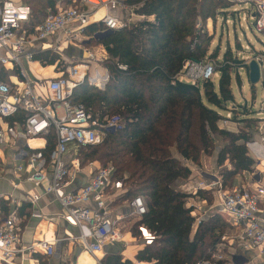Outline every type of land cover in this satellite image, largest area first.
Masks as SVG:
<instances>
[{
  "label": "trees",
  "instance_id": "trees-1",
  "mask_svg": "<svg viewBox=\"0 0 264 264\" xmlns=\"http://www.w3.org/2000/svg\"><path fill=\"white\" fill-rule=\"evenodd\" d=\"M26 2L31 8L26 23L30 29L58 4L56 0ZM124 4L131 6L136 17L125 27L97 38L105 30L102 22L92 21L84 29L90 37L88 46L105 49L101 65L109 79L103 89L80 82L70 102L83 105L93 117L115 119L116 126L101 143L79 147L77 158L82 167L88 162L114 167L113 177L125 187L118 200L141 196L145 202L146 212L134 222L132 233L139 237L137 227L143 225L156 238L137 252L136 262L119 252H107L101 264L214 262L212 256L230 226L213 211L193 230L196 217L189 199L205 197L211 204L212 198L207 191L189 193L181 186L190 178V165L202 166L204 156L216 154L215 166L226 189H232L237 176L256 170L257 161L245 143L253 138L261 120L252 116L249 106L235 102L232 90L233 77L239 79L241 68L247 73V65L230 49L219 57V47H211L216 19L226 16L234 0H124ZM208 21L213 24L211 33ZM33 60L53 65L60 55L49 49L35 50ZM203 60L214 64L219 75L216 84L214 80L191 83L180 79L186 62ZM119 64L126 69L118 68ZM12 76L18 77L17 68L8 70L0 64V81L13 83ZM220 111L231 112L232 123L239 125L237 131L221 126L224 115ZM24 116L20 110L1 120L20 124ZM53 144L51 131L45 149L48 156ZM0 202L5 213L10 206ZM29 212V203L24 201L20 214L27 218ZM34 258L39 264H49L46 256L34 254Z\"/></svg>",
  "mask_w": 264,
  "mask_h": 264
},
{
  "label": "built area",
  "instance_id": "built-area-1",
  "mask_svg": "<svg viewBox=\"0 0 264 264\" xmlns=\"http://www.w3.org/2000/svg\"><path fill=\"white\" fill-rule=\"evenodd\" d=\"M244 1L249 5L241 19L248 22L249 29L263 32L264 0ZM70 2L66 6L57 4L52 11L47 9L43 21L30 29L26 25L31 12L27 4L0 0V52H3L0 54V64L16 67L19 77H15L13 83L0 81V150L21 142L15 147L14 159L17 163L10 184L13 189H18L24 182L33 187H42V192L26 191V202L30 206L29 218H43L39 202L44 194H51L61 207V212L53 215L78 231L77 236L61 234L55 235L52 240L43 238L24 244L22 234L27 228L28 217L20 214L21 203L18 199L0 193V200L10 206L4 213L0 202V264H23L24 260L34 254L52 258L57 256L61 244L67 240L77 242L91 255H95L119 238L117 223L126 217L138 220L146 212L143 197L135 196L128 202L127 215L115 214L113 203L125 192V187L113 177L114 167L110 164L100 166L97 162H88L82 167L77 158L79 147L101 143L106 133L116 126L115 119L93 117L83 105L70 102L74 88L84 80L98 89L105 87L109 79L108 71L101 65L105 49L102 55L88 51L87 59L82 61L68 62L60 58L54 66L56 75L42 78L39 82L42 96L34 91L27 64L33 61L35 44L44 43L46 38L58 31H61L65 43L80 41L85 27L100 10L104 11L99 19L105 26L103 32L125 27L133 16L131 6L125 5L124 0ZM119 8H126L129 15L122 18L114 14L113 11ZM45 47L41 46L38 50L47 49ZM245 49L250 51L248 46ZM254 51L242 56L238 53L237 57L246 65L250 60H255L259 65L260 80H264V53ZM89 61H95L93 69ZM118 68L124 70L126 66L119 64ZM178 75L180 79L194 83L213 80L218 72L212 62L203 60L186 62ZM59 107L61 112H58ZM20 110L25 112L20 124L15 122L10 125L1 120L12 117ZM231 117V112L227 111L221 125L226 127ZM51 131L54 133V144L48 156L45 149ZM257 132L259 139L252 138L246 141L245 146L248 154L255 161L261 162L264 161V120L257 127ZM30 140L42 143L32 146ZM80 173L87 174L86 182L71 189L74 178ZM215 184L220 192L219 213L230 225L239 229L238 238L246 247L263 254L264 224L258 213L264 199V185L241 184L230 190H222L220 181ZM210 186L201 181L188 191L196 193L197 189L206 190ZM89 203L92 206H87ZM137 230L144 246L156 238L143 225H139ZM197 264L215 263L205 261Z\"/></svg>",
  "mask_w": 264,
  "mask_h": 264
},
{
  "label": "crops",
  "instance_id": "crops-1",
  "mask_svg": "<svg viewBox=\"0 0 264 264\" xmlns=\"http://www.w3.org/2000/svg\"><path fill=\"white\" fill-rule=\"evenodd\" d=\"M15 1V0H14ZM58 4H61L64 0H56ZM16 2V1H15ZM245 8L249 4H245ZM114 14L125 18L129 15L128 10L126 8H119L116 11H113ZM100 14V17H99ZM104 11L100 10L96 12L92 19V21H99V19L103 16ZM98 17V19H97ZM136 18V17H134ZM133 19V18H132ZM90 42V37L86 36V33L82 36L80 41H76L74 43H65L63 41V35L61 31H58L54 35L49 36L44 40V43L35 44L33 51L38 50L41 46H46L45 48L56 52L60 55V58H66V61L70 62L72 60H84L87 59V52L92 51L96 55L104 50L103 46L100 45L101 49L96 51L94 47L88 46ZM50 46V47H48ZM254 51V49H252ZM255 52V51H254ZM262 52V51H259ZM264 53V52H263ZM3 54V52H0ZM102 55V54H100ZM55 64L53 65H43L39 61L33 60L32 62L27 64L28 72L34 74V71L38 68V70L43 71L47 70V68L52 67V70L45 77H54L56 75ZM91 66V64H90ZM96 64L94 65V67ZM91 66V68H94ZM5 68L11 70V64L5 65ZM12 80H15V77H11ZM264 110L263 106H261ZM58 112H61V107L58 108ZM259 119L262 120L259 123L261 124L264 120V111L258 112ZM232 124V123H231ZM234 124V123H233ZM258 124V126L260 125ZM257 126V127H258ZM228 127V126H227ZM259 133L253 134V139H259ZM21 142H16L14 145H8L3 148L4 157L0 156V193L9 194L14 198L18 199L21 203V206L24 201H26V191H37L42 192V187H33L30 183H21V186L18 189H13L10 180L13 179L14 169L17 161L14 159L15 147H17ZM29 143L32 146H37L42 143L39 140H30ZM208 157V158H207ZM203 168L196 167L190 165L191 175L188 181H186L181 188L187 192L188 190L196 186L199 182L204 181L209 188L205 189H197L207 191L206 194L209 195V192L215 191L214 197L217 201V204L213 205L212 203H208L205 197L195 196L189 199L188 205L193 206L194 210L192 211V215L196 217L195 223L193 225V230L196 228L198 221L202 218L208 216L210 212L216 211L219 213V198L218 194L219 187L218 185H214L221 181L220 175L218 172V167L215 166L216 163V154L213 156H204ZM242 180H240L239 184H261L264 185V161L257 162L256 170L252 173L244 172L242 175H239ZM87 174L80 173L78 174L72 183L71 189H76L78 186H81L86 182ZM237 184V185H239ZM222 190H227L222 187ZM221 190V191H222ZM192 193V192H189ZM192 200H197L196 202H192ZM129 201L118 200L113 203V211L115 214H124L127 215L129 212ZM40 208H42V213L44 214L43 218L27 219V228L22 234V241L24 244H29L31 242H36L40 239L52 240L55 235L61 234H70L77 236L78 231L76 228L68 226L64 223L60 218L55 217L53 214H59L61 212V207L58 202L54 199L51 194H44L39 202ZM87 206H92V203L87 204ZM259 218L264 224V199L261 201L259 205ZM30 213V212H29ZM220 214V213H219ZM221 215V214H220ZM222 217V215H221ZM130 217H126L124 220L117 223L116 230L120 234L119 238H117L114 242L106 245L102 253L100 255L95 254L91 255L87 250H85L80 244L75 241H64L59 248V252L57 256H54L49 259V264H60L61 261H68L69 264H101V258L107 252H120L124 258L131 260L132 262H136L135 255L137 252L144 247L142 245L141 240L138 236H134L132 233V226L136 219H129ZM230 230L221 238L220 243L217 247L221 245L224 247V253H222V257L215 259L214 256L212 258L215 260L216 264H264V253L259 254L256 250L246 247L239 240V229L230 224ZM136 231V230H135ZM224 255V256H223ZM38 260L34 258V255L28 257L23 261V264H38Z\"/></svg>",
  "mask_w": 264,
  "mask_h": 264
},
{
  "label": "rangeland",
  "instance_id": "rangeland-1",
  "mask_svg": "<svg viewBox=\"0 0 264 264\" xmlns=\"http://www.w3.org/2000/svg\"><path fill=\"white\" fill-rule=\"evenodd\" d=\"M15 1L20 2V3L22 2L27 3L26 0H15ZM70 3H71L70 0H67V2L63 3V5L66 6V5H69ZM245 4L246 3L244 0H234V5L226 13V16L219 15L216 19L215 26H214L215 27L214 28V38L211 42V47L213 48L219 47V57L222 55L223 51L228 50V49H230L233 54H236V56L238 53L241 56L247 55L251 51H253L252 49H254L255 51L264 52V31L257 32L253 28L249 29L248 22H244L241 19L243 13L246 12ZM99 17H100V14H99ZM132 18H134V16H132ZM206 28L209 33L212 32L213 30L212 21L207 22ZM102 35L104 34L103 33L96 34V38ZM247 46L249 47L250 51L245 49ZM92 47H94L96 51L101 49L100 45H92ZM100 54H104V50H102L99 53V55ZM89 63L91 64V66L94 67L95 61H89ZM50 70H52V67H49L47 68V70H43V71H40L37 68L36 71H34V74L33 73L31 74L29 72L30 78L33 83L34 91L41 94V96H42V92H40L41 89L39 88V82L41 81L43 76L48 75ZM239 72H240L239 79H235V77H233V84H232V90H233L235 102L238 104H246L247 106H249L253 112L252 116L254 118H258L259 115L257 113L264 111L261 107L263 106L264 108V80L263 79L259 80V82H257L254 85V90L252 92L251 90L252 85L248 81V76H247L245 69L241 68ZM218 77L219 75L213 79L215 84L217 83ZM226 113L227 111L226 112L220 111V114L222 115ZM231 123L232 121H230L229 124L227 125L228 128H231L237 131V128H239V125L237 123H234V124L233 123L231 124ZM254 133H256V131H254ZM0 156L4 157L3 149L0 150ZM202 162H204V158ZM200 167L203 168V166H200ZM240 180H242V178L240 176H237L235 178L233 187L238 186L237 184H239ZM230 189H227V190H230ZM214 194H215V191L214 193L210 191L208 196L212 198L211 203L213 205L214 204L216 205L217 201L215 200ZM196 201L197 200H192V202H196ZM129 219H134V218L130 217ZM223 220L227 224H229L224 218ZM100 253H102V251L97 252L96 254L100 255ZM222 253H224V247L221 245L220 247H217L213 256L215 257V259H218L219 257H222Z\"/></svg>",
  "mask_w": 264,
  "mask_h": 264
},
{
  "label": "water",
  "instance_id": "water-1",
  "mask_svg": "<svg viewBox=\"0 0 264 264\" xmlns=\"http://www.w3.org/2000/svg\"><path fill=\"white\" fill-rule=\"evenodd\" d=\"M111 32V30L102 32L104 34H108ZM247 76L248 81L251 85H255L260 80V71H259V65L255 60H250L247 64Z\"/></svg>",
  "mask_w": 264,
  "mask_h": 264
}]
</instances>
